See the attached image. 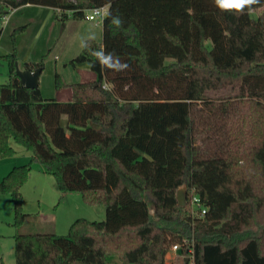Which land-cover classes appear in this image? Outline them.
I'll return each mask as SVG.
<instances>
[{"label":"trees","instance_id":"trees-1","mask_svg":"<svg viewBox=\"0 0 264 264\" xmlns=\"http://www.w3.org/2000/svg\"><path fill=\"white\" fill-rule=\"evenodd\" d=\"M106 4L124 25L114 30L104 20L103 43L92 48L114 52L128 70L91 67L94 58L82 49L71 64H88L95 79L66 84L57 74L56 92L69 94L63 101L23 88L17 55L7 56L0 160L21 146L62 193L105 209L103 221L78 219L65 236L20 234L33 217L22 196L33 165L13 168L0 195L10 194L14 206L15 264H109L116 256L124 264H176L165 260L173 244L189 245L193 264H264V12L233 15L213 0H0L1 16L43 7L57 12L63 28ZM38 68L44 71L42 61L27 65ZM212 94L247 101L237 109L250 115L236 110L227 123L208 126L211 150L198 144L204 133L194 112ZM229 106L223 103V117ZM193 191L203 217L191 212Z\"/></svg>","mask_w":264,"mask_h":264},{"label":"rangeland","instance_id":"rangeland-1","mask_svg":"<svg viewBox=\"0 0 264 264\" xmlns=\"http://www.w3.org/2000/svg\"><path fill=\"white\" fill-rule=\"evenodd\" d=\"M5 10V8H0V16ZM7 11L10 13L9 9ZM53 12L56 15L57 12ZM53 12L45 13L42 10L21 9L19 12H15L16 14L14 13L16 16L12 19L13 27H9L12 36L6 32L4 41L0 42V84H5L9 80V63L6 56L17 55L16 63L20 70L24 68L23 61L37 58L39 62L44 63L40 88L43 96L65 101L69 97L68 90H64L60 95L56 92V75L59 74L61 80L66 84L94 81V74L90 71L88 64L73 67L71 62L82 53L79 36H85L92 32L95 34L94 41L99 44L103 43V21L93 22L71 18L63 28L61 22L55 19ZM263 12L264 7L253 12L252 16L257 18ZM13 15L9 14V21ZM13 33L16 35L13 36ZM229 93L226 92L223 96L227 97ZM219 97L220 94H212L209 105L199 104L194 112V116L199 121V133L202 131L204 133L202 141L198 144L211 150L216 148V141H209L210 137L214 136V132L213 130L207 131L208 126L215 129L220 123H227L232 120L233 115L235 116L236 110L241 109L243 117L250 115L249 109L244 106L237 109L240 103L247 101L237 98L221 100ZM223 103L231 104L225 117L220 113ZM220 117L221 122L212 124L214 120L220 121ZM19 149L14 158L0 160V182L10 174L13 168L33 165L30 178L22 188V196L23 211L34 218L26 222L20 234H38L39 232L46 234L54 230V234L65 236L69 234L72 225L78 219L99 222L105 219L102 213L85 203L81 194L62 193L55 177L45 173L24 148L20 146ZM41 216H46V219ZM198 227L204 228V224H199ZM17 233L11 195H0V264H15V236ZM176 246L179 248L175 249ZM189 249V245L182 247L180 244H173L169 247L165 260L167 263L176 264H186L187 260L188 264H193V254ZM109 264L124 263L116 256L109 258Z\"/></svg>","mask_w":264,"mask_h":264},{"label":"clouds","instance_id":"clouds-1","mask_svg":"<svg viewBox=\"0 0 264 264\" xmlns=\"http://www.w3.org/2000/svg\"><path fill=\"white\" fill-rule=\"evenodd\" d=\"M213 2L219 11L233 15H242L246 12L252 14L257 11L255 6L261 4V0H213ZM90 14L93 19L99 17L101 22L108 20L114 30H121L123 28L124 20L122 16L118 12L114 14L110 4L91 9ZM78 39L80 48L88 51L94 58V63L90 65L91 67H94L95 62H98L102 69L113 72H123L129 69V64L122 61L114 52H106L103 48H92V42L95 40L94 33L89 32L85 36H79Z\"/></svg>","mask_w":264,"mask_h":264},{"label":"water","instance_id":"water-1","mask_svg":"<svg viewBox=\"0 0 264 264\" xmlns=\"http://www.w3.org/2000/svg\"><path fill=\"white\" fill-rule=\"evenodd\" d=\"M43 73L42 68L36 70H20L18 64L16 63V74L20 79V84L23 88L28 90L39 89L40 77ZM177 200L181 207H186L187 205V188L184 186L177 193ZM188 264V261L185 262Z\"/></svg>","mask_w":264,"mask_h":264},{"label":"built area","instance_id":"built-area-1","mask_svg":"<svg viewBox=\"0 0 264 264\" xmlns=\"http://www.w3.org/2000/svg\"><path fill=\"white\" fill-rule=\"evenodd\" d=\"M95 9V8H94ZM9 12L12 13V15L16 12L14 9H9ZM60 13V11H58ZM3 15L1 17V23L0 27L4 29L5 25L9 21V14ZM85 19L88 21H99V17L93 19L92 15L90 14V10L86 12ZM101 21V20H100ZM189 206L191 209V212L193 215H197L200 217H203L207 214V209L204 207L200 197L194 193V191L191 193L190 198H189ZM179 246H176L175 249H178Z\"/></svg>","mask_w":264,"mask_h":264},{"label":"crops","instance_id":"crops-1","mask_svg":"<svg viewBox=\"0 0 264 264\" xmlns=\"http://www.w3.org/2000/svg\"><path fill=\"white\" fill-rule=\"evenodd\" d=\"M23 9H30V10H36V11H39V10H42V12H49V11H54V10H52V9H48V8H43V7H33V6H27V7H25V8H23ZM20 11V9L19 10H16V13L17 12H19ZM15 13V14H16ZM13 15V16H11V19H10V21H9V23H8V25L6 26V28H4L3 29V34L0 36V42H2V41H4V38H5V36H6V32H11V29H9V27L10 26H12V19L16 16V15ZM53 14H54V17H55V19L57 20V17H56V15H55V13L53 12ZM13 27V26H12ZM16 33H13V36L15 35ZM10 35H11V33H10ZM12 36V35H11ZM7 55V54H6ZM7 57V56H6ZM23 63H24V68L22 69V71L23 70H29V69H27V65H34V64H37V63H39V60L37 59V58H34V60H29V61H23ZM43 74V73H42ZM41 77H42V75H41ZM41 77H40V86H39V88H41ZM59 95L62 93H60V92H57ZM61 97V96H60ZM67 99V98H66ZM65 99V100H66ZM60 100H63V99H60ZM64 101V100H63ZM17 150L19 151L20 149L17 147ZM96 210H98L100 213H102L103 214V216H104V218H105V209L104 208H97ZM28 214V213H27ZM30 215V214H29ZM42 218H45L46 219V216H41ZM34 217H32L31 219H33ZM31 219H29V220H31ZM28 220V221H29ZM53 232H54V230H53Z\"/></svg>","mask_w":264,"mask_h":264}]
</instances>
